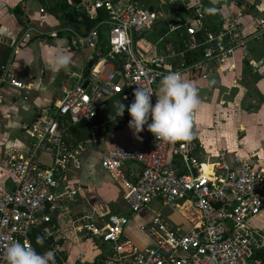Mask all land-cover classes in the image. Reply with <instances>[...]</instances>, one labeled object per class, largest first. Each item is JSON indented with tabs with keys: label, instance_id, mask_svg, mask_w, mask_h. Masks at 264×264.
I'll return each instance as SVG.
<instances>
[{
	"label": "built area",
	"instance_id": "1",
	"mask_svg": "<svg viewBox=\"0 0 264 264\" xmlns=\"http://www.w3.org/2000/svg\"><path fill=\"white\" fill-rule=\"evenodd\" d=\"M116 1L89 0L86 11L95 24L86 34L70 29L72 44L90 48L96 60L88 84L80 81L68 88L53 113H44L27 126L32 137L28 154L23 156L15 147L7 146L0 159V264H6L2 254L13 241L34 248L31 236L35 232L50 242L40 254L52 252L54 264H67L61 257L63 236L53 216L77 200L79 188L70 186V169L80 167L85 145L65 139L62 120L85 121L95 132L96 119L108 109L109 99L121 95L129 106L134 90L142 86L153 92L154 105L157 83L168 73H179L183 79H207L217 66L228 63L237 51L247 53L251 44L264 36V19L256 21L253 31L245 32L241 18L235 16L219 29H204V40L192 44L203 47L202 54L188 61L185 52L173 46L159 51L146 34L162 20L170 32L184 29L195 35L203 29L202 22L209 13L205 0H170L188 8L187 15L178 17L154 6L151 11L150 3L143 0H126L118 11ZM102 11H107V16L101 18ZM102 27H106L107 38L104 50ZM33 38V30L26 29L15 48ZM141 39L149 42L148 49L140 47ZM108 63L114 68L103 74ZM5 83L24 86L13 77L10 61L0 72V104ZM127 116L129 112L116 119L123 123ZM198 146L193 131L190 140L175 143L156 140L153 135L147 146L114 148L102 158V168L123 184L129 212H138L158 200L176 209H191L196 218L190 219L191 227L186 228L153 213L142 230L154 244L145 248L125 233L129 223L125 214L110 213L102 226L83 222L75 229L78 240L84 231L93 240L111 245L113 255L99 264H264V231L250 225V220L264 210V168L255 155L230 159L226 152L205 162L196 153ZM42 153L51 157L50 163L40 160ZM131 162L141 168L135 182L129 181L123 170Z\"/></svg>",
	"mask_w": 264,
	"mask_h": 264
},
{
	"label": "crops",
	"instance_id": "2",
	"mask_svg": "<svg viewBox=\"0 0 264 264\" xmlns=\"http://www.w3.org/2000/svg\"><path fill=\"white\" fill-rule=\"evenodd\" d=\"M88 1L0 0V60L9 52L7 61L11 63L12 75L24 85L22 88L14 87L10 83L3 85L4 100L0 104V159L4 158L7 146L15 147L23 156L28 154L32 147V137L27 126L44 113H53L68 88L80 81L88 84L89 74L96 60L93 59L90 48L72 44L70 29L74 28L71 25L64 26L61 19L65 12L75 7L87 14ZM147 1L167 14L173 7L170 1ZM179 4L181 8L186 6ZM16 5L21 6L22 13L13 12ZM205 5L215 11L208 13L202 22L203 29H219L229 18L239 16L242 29L251 32L256 21L264 19V0H215V3L213 0H205ZM188 13L185 9L180 15ZM29 28L33 30L34 38L22 41L15 48L25 30ZM80 32H85V28L81 27ZM53 33L57 35L54 36ZM139 41L141 48H149L148 41ZM61 52L71 56L72 63L66 70L55 71L51 62ZM112 68V63L106 64L103 74H107ZM161 79L156 86L157 96L160 95ZM184 80L197 87L200 97V105L193 115L192 126V131L199 140L196 152L198 157L208 162L215 159L220 152H226L230 159L236 155H255L264 168L262 113H250L247 110L252 94L259 95L261 111L264 107V36L256 39L247 53L237 51L228 63L217 66L209 78ZM126 113L128 111L124 112ZM205 113L210 121L201 124V116L204 117ZM117 117L111 120L97 117L96 131L91 129V138L82 142L85 148L81 154L80 167L72 166L70 169V186L79 188L77 200L65 204L53 216L63 236L64 252L61 257L67 264H99L102 260L99 257L104 251L103 244L107 245V250L112 251L111 245L93 240L84 231L80 232V240L75 234V229L83 222H94L97 226H102L110 213L128 216L129 223L125 233L140 247L154 244L142 230V226L151 221L153 213L160 212L151 207V204L138 212H129L124 200L123 184L101 166L102 158L110 150L122 146H147L151 144L153 134L145 125L134 136L128 125L131 116H127L123 123ZM111 121L115 123L111 124ZM40 160L50 163L51 157L42 153ZM123 170L126 178L135 182L141 168L139 164L131 162L126 163ZM173 209L185 210L176 207ZM193 213L195 217L191 219L196 218V213ZM88 217L90 219L87 220ZM263 217L264 210L250 220V225L264 231ZM172 224L180 223L173 221Z\"/></svg>",
	"mask_w": 264,
	"mask_h": 264
},
{
	"label": "clouds",
	"instance_id": "3",
	"mask_svg": "<svg viewBox=\"0 0 264 264\" xmlns=\"http://www.w3.org/2000/svg\"><path fill=\"white\" fill-rule=\"evenodd\" d=\"M206 11L212 13L215 9L208 8ZM51 63L55 71L66 70L72 58L61 52L53 57ZM159 92L153 105V92L142 86L134 90V101L127 109L131 116L128 125L133 135L140 133L147 125L156 140L168 143L190 140L193 115L200 105L197 87L185 81L179 73L170 72L161 79ZM117 105L115 115L123 116L125 105L120 101H117ZM2 255L6 264H54V253H37L34 248L19 241L11 242Z\"/></svg>",
	"mask_w": 264,
	"mask_h": 264
},
{
	"label": "trees",
	"instance_id": "4",
	"mask_svg": "<svg viewBox=\"0 0 264 264\" xmlns=\"http://www.w3.org/2000/svg\"><path fill=\"white\" fill-rule=\"evenodd\" d=\"M79 1V0H77ZM126 0H117V9L121 11L123 9V5ZM144 2L147 0H143ZM162 2H169L170 0H161ZM181 5L175 4L173 5L172 9L169 11V16L171 17H178L182 10H187V6L180 7ZM13 12L22 13V8L20 5H16L13 9ZM155 10H158L155 8ZM107 16V11H102L100 13V17L103 18ZM62 19V23L64 26L71 25L73 28L80 32L81 27L85 28V32L82 34H86L95 24L89 16L80 11L78 8H73L72 10H68L64 13ZM19 21L24 23L23 20ZM206 24V23H205ZM206 27V25H205ZM204 29H199L195 35L188 34L184 29H180L177 31H169L164 26V22L159 20L157 26L154 27L150 32L146 34L147 39L157 45L159 51H166L168 46H173L177 50H182L185 52V56L188 61L195 60L196 58L200 57L202 54L203 47H194L192 44L202 42L204 40ZM81 33V32H80ZM100 36L102 40V49L106 45V28L102 27L100 29ZM193 46V47H192ZM8 53L6 52L2 60H0V72L5 66L7 62ZM105 53V52H104ZM117 101H120L125 105L124 112L128 111V105L125 103L121 95H117L108 100V109L105 112H100L98 115L104 119H114L116 117V112L118 110ZM114 117V118H113ZM114 121H111V124H114ZM61 131L65 137V139L70 142L71 144H76L80 142H86L88 139L91 138V126L89 123L82 121L78 123H71L67 120H62L60 122ZM38 238H40L38 240ZM31 241L34 245V249L38 253L44 252L46 249L50 247V242L47 241L40 232H35L31 236ZM103 254L99 257V259H106L113 255V251L107 250V245L103 244Z\"/></svg>",
	"mask_w": 264,
	"mask_h": 264
},
{
	"label": "rangeland",
	"instance_id": "5",
	"mask_svg": "<svg viewBox=\"0 0 264 264\" xmlns=\"http://www.w3.org/2000/svg\"><path fill=\"white\" fill-rule=\"evenodd\" d=\"M259 96V95H258ZM255 96L254 94H252V100L250 101V103L248 102V107L247 110L250 113H262V124H264V107L262 108V111L260 110V102H259V97ZM255 99V100H253ZM264 100V95H262V102ZM200 123L201 124H205L206 122L210 121V119L208 118V115L205 113L204 117L201 116L200 119ZM229 132V131H227ZM250 132H248L249 135ZM231 136V133H228ZM247 135V136H248ZM240 136V135H239ZM228 139V138H227ZM226 139V140H227ZM222 141H224V139H222ZM220 141V142H222ZM151 207H153L155 210L159 211L160 213H162L166 219L169 222H179L182 226H185L186 228H188L191 225V217H195V214L193 213V210H175L173 209L172 206H166V205H162L161 202L155 200L151 203ZM67 212H69V210H67ZM171 222V223H172ZM262 224H264V217L262 218Z\"/></svg>",
	"mask_w": 264,
	"mask_h": 264
},
{
	"label": "water",
	"instance_id": "6",
	"mask_svg": "<svg viewBox=\"0 0 264 264\" xmlns=\"http://www.w3.org/2000/svg\"><path fill=\"white\" fill-rule=\"evenodd\" d=\"M150 10L152 11L153 10V6H150ZM92 65V63L90 64V66Z\"/></svg>",
	"mask_w": 264,
	"mask_h": 264
}]
</instances>
